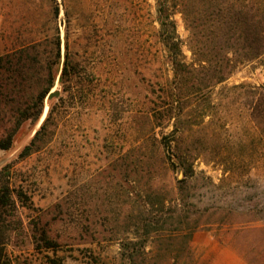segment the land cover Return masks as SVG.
I'll list each match as a JSON object with an SVG mask.
<instances>
[{
	"label": "rangeland",
	"instance_id": "1",
	"mask_svg": "<svg viewBox=\"0 0 264 264\" xmlns=\"http://www.w3.org/2000/svg\"><path fill=\"white\" fill-rule=\"evenodd\" d=\"M65 3L71 17L61 4L56 19L50 0H0V55L16 30L61 34L39 121L0 150V171L25 195L7 237L12 264H264V119L248 100L264 84V54L168 104L156 0ZM174 19L192 63L179 10ZM66 31L79 71L62 83ZM198 45L227 53L220 37ZM36 89L30 81L19 102ZM51 106L40 149L20 158ZM2 116L0 138L13 124Z\"/></svg>",
	"mask_w": 264,
	"mask_h": 264
},
{
	"label": "trees",
	"instance_id": "2",
	"mask_svg": "<svg viewBox=\"0 0 264 264\" xmlns=\"http://www.w3.org/2000/svg\"><path fill=\"white\" fill-rule=\"evenodd\" d=\"M65 2L66 0H62L61 4L65 16L70 18V6ZM50 3V12L57 19L61 4L58 0H50ZM177 10L190 32L189 48L196 58L192 63L185 62L182 41L174 19ZM156 13L158 38L173 72L172 79L163 85L165 98L169 99L168 104L173 105L182 93L187 96L200 94L205 83L213 85L225 81L237 65L254 61L264 54V4L259 0H156ZM33 34L30 38L20 35L17 30L9 34V44L5 45L7 52L0 55V114H3L2 121L13 123L0 138V150L12 147L14 136L24 121H39L44 100L60 69L59 29L56 28L55 33L50 35L39 36L38 30ZM68 36L66 31L65 56L60 77L62 83L69 81L79 71V63L74 60L69 48ZM215 36L224 41L227 53L223 57L209 53L205 46L198 45L199 38ZM30 81L37 87L36 93L30 103L19 102ZM251 89L248 100L252 116L262 120L264 84L252 86ZM21 103L22 106H19ZM31 110L34 111L30 112ZM52 111L51 106L40 129L21 151L20 158H26L40 149ZM8 113L11 115L10 120ZM10 179L8 168L0 171V264H12L6 254L7 237L16 218V200L23 203L25 198L23 191L11 186Z\"/></svg>",
	"mask_w": 264,
	"mask_h": 264
}]
</instances>
